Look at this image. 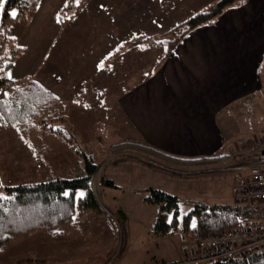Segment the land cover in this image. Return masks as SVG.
I'll list each match as a JSON object with an SVG mask.
<instances>
[{"label":"crops","instance_id":"obj_1","mask_svg":"<svg viewBox=\"0 0 264 264\" xmlns=\"http://www.w3.org/2000/svg\"><path fill=\"white\" fill-rule=\"evenodd\" d=\"M63 1L52 14L64 9ZM74 1L69 15L55 17L57 35L36 61L34 76L26 78L67 108L76 129L73 113H86L91 103L106 97L109 108L114 105L112 128L127 127L121 142L145 144L173 157L229 155L241 140L256 138L257 125H249L242 139L232 130L254 116L257 124L264 123L259 115L264 112V0L228 7L171 50L166 40L145 34L156 28L167 32L217 0ZM153 47L160 50L158 57L152 56ZM100 123H108L106 115Z\"/></svg>","mask_w":264,"mask_h":264},{"label":"rangeland","instance_id":"obj_2","mask_svg":"<svg viewBox=\"0 0 264 264\" xmlns=\"http://www.w3.org/2000/svg\"><path fill=\"white\" fill-rule=\"evenodd\" d=\"M61 1L38 0L26 22L13 20L9 24L6 33L9 42L6 45L12 48L10 53L16 56L17 48L21 46H25V50L15 58L14 65L8 69L1 68V74L22 84L28 80L27 74L34 76L36 61L47 52L46 49L57 35L55 17L60 12L63 15L71 12L66 7L69 0H65L64 9L60 7L59 11L52 14ZM72 2L75 4L74 0ZM0 3L3 5L4 0H0ZM12 13H16V10L11 11V15ZM145 35L152 40L170 39L166 32H159L158 28ZM6 45L0 46V60L1 55L6 54ZM14 49L16 50L13 52ZM76 49L80 50L79 47ZM159 51L153 47L152 56L158 57ZM106 68V76H110V65ZM116 73L120 74L119 67ZM124 73L127 74V71ZM5 92L6 90H0V97ZM98 101V104L91 103L86 113L75 112L73 116L77 121L80 137L97 164L91 177L90 189L103 214L96 215L86 211L76 223L60 230L58 234L30 233L18 243L5 247L0 254V264L206 263L205 260L197 259L206 256L203 250L184 243L183 236L188 231H183L181 217L192 209L194 203L212 205L234 202L232 187L235 174L225 169L231 159L220 165L177 168L135 152L130 155L122 150L112 152L111 146L127 137V127L120 125L119 128H112L110 122L114 105L111 104L109 108L106 97ZM104 115L110 124L100 123ZM259 115L264 119V112ZM43 116L46 125L58 124L57 121L48 123L50 117L47 114ZM257 121V116L252 117L249 122H243L242 129L234 124L232 136L239 133L237 137L242 139L247 135L249 125H257L252 133L258 137L264 129V123L257 124ZM34 122L36 125V120ZM48 134L45 130L36 133L35 127L24 140L0 121V186L36 183L57 176L70 177L79 170L78 159L73 151L59 137ZM235 141L236 139L230 146H226L227 152L234 147ZM140 163L162 173L140 170ZM102 179L112 180L114 186H103ZM148 188L160 189L178 198L180 221L170 235L158 236L152 231L158 206L144 201ZM217 199L220 202H216ZM121 213L124 215L123 220ZM168 219L170 220L169 215ZM189 228V231H197L194 218L191 219Z\"/></svg>","mask_w":264,"mask_h":264},{"label":"trees","instance_id":"obj_3","mask_svg":"<svg viewBox=\"0 0 264 264\" xmlns=\"http://www.w3.org/2000/svg\"><path fill=\"white\" fill-rule=\"evenodd\" d=\"M73 0L67 1L71 9ZM244 0H217L205 9L197 11L166 32L168 50L188 32L197 27L209 25L228 7ZM38 0H4L0 16V46L8 44L6 33L13 20L26 22ZM16 10L15 16L11 11ZM24 20V21H23ZM0 60V90H6L0 97V121L22 138L27 139L29 132L36 127V133L43 130L54 137H59L78 159V171L70 177H54L36 183L0 186V254L9 244H16L26 235L35 232L59 233L60 230L76 223L86 211L96 215L103 214L90 189L91 177L97 164L80 137L78 130L70 124L67 108L39 83L28 79L25 83H16L1 74V68L8 69L14 63L12 49L6 45ZM16 49L13 50V52ZM3 52V53H4ZM59 105V106H58ZM44 114L50 117L46 125ZM36 120V125L35 121ZM112 152L119 150L135 152L156 161L177 168L206 167L229 162V155L182 159L155 150L145 144L120 142L111 146ZM102 185L113 187L110 179H102ZM81 193V195H78ZM144 201L158 206L153 224V233L167 236L173 233L178 222V198L160 189L148 188ZM170 216V220L168 219ZM122 220L124 215L121 213ZM195 219L196 229L206 236L223 233L238 227L252 219H264V213L257 212L248 204H212L194 203L192 209L181 217L183 231H189L191 219ZM202 264H264V248L249 256L227 261Z\"/></svg>","mask_w":264,"mask_h":264},{"label":"built area","instance_id":"obj_4","mask_svg":"<svg viewBox=\"0 0 264 264\" xmlns=\"http://www.w3.org/2000/svg\"><path fill=\"white\" fill-rule=\"evenodd\" d=\"M230 159L225 169L235 174L234 202L264 213V129L251 141L241 140L229 154ZM183 237L185 244L206 253L203 258H194L208 263L227 261L264 248V219L247 220L226 232L206 236L191 230Z\"/></svg>","mask_w":264,"mask_h":264},{"label":"snow or ice","instance_id":"obj_5","mask_svg":"<svg viewBox=\"0 0 264 264\" xmlns=\"http://www.w3.org/2000/svg\"><path fill=\"white\" fill-rule=\"evenodd\" d=\"M79 2H80V0H76L77 4H79ZM2 6H3L2 3H0V7H2ZM12 15L15 16V13H12ZM57 22L59 23L60 21L58 20ZM193 226H195V225H193Z\"/></svg>","mask_w":264,"mask_h":264}]
</instances>
